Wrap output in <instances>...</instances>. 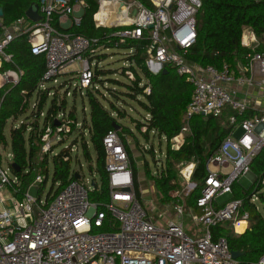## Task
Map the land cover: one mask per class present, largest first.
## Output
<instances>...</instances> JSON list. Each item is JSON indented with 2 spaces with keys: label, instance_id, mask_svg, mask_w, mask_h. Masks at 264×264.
I'll return each mask as SVG.
<instances>
[{
  "label": "built area",
  "instance_id": "2783aa9c",
  "mask_svg": "<svg viewBox=\"0 0 264 264\" xmlns=\"http://www.w3.org/2000/svg\"><path fill=\"white\" fill-rule=\"evenodd\" d=\"M97 1L94 25L121 27L111 33L107 41L110 46L118 47L126 40L142 41L140 46L147 54L145 65L152 74L170 65L192 86L181 131H189L188 121L194 115L217 117L225 108L231 111L227 116L231 130L207 161L208 174L194 209L176 203L177 218L164 223L152 219L136 197L129 156L115 130H108L102 138L107 200L91 199V190L100 191L98 180L83 181L81 176L49 198L39 195L44 180L41 174L22 190L20 174L12 172L10 165L4 166L0 156V193L13 199L12 207L7 208L1 205L4 201L0 197V264H237L226 238H213L211 228L225 221L234 225L248 220L241 198H230L221 204L217 198L231 193L234 183L251 172L253 159L264 148V105L250 104L246 100L250 95L240 98L233 87L255 86L264 95V53L256 51L264 34L258 38L249 27L243 28L241 44L251 51L245 55L241 71L227 64L220 68L200 67L188 62L184 55L196 39L195 14L201 0H131L125 6L106 10L109 16L121 14L127 19L114 24L98 21L96 14L103 0ZM84 9L82 0H38L39 20L31 21L24 15L3 25L0 89L16 84L22 75L7 49L14 39L23 36L30 52L45 60L37 90L47 89L48 81L57 83L62 69L78 62L75 87L85 95L94 77L92 58L108 47L99 37L67 31L81 26ZM95 61L97 66L99 61ZM127 73L132 79L131 72ZM48 94L52 95V91ZM32 97L36 106L38 99L35 94ZM65 124L66 116L58 111L53 116V126L48 123L40 135L43 152L61 140ZM236 129L240 130L238 136H234ZM181 131L171 139V148L178 149L183 143ZM8 155L13 156L11 152ZM193 166L185 165V178L192 174ZM30 186L37 188L35 197L28 194ZM257 199V194H252L249 201ZM187 212L192 224L201 227L197 235L184 230L181 218ZM104 225L111 229L94 230ZM255 264H264V253Z\"/></svg>",
  "mask_w": 264,
  "mask_h": 264
},
{
  "label": "trees",
  "instance_id": "16d2710c",
  "mask_svg": "<svg viewBox=\"0 0 264 264\" xmlns=\"http://www.w3.org/2000/svg\"><path fill=\"white\" fill-rule=\"evenodd\" d=\"M37 1L0 0V9L2 10L0 33L3 25L24 16L27 8ZM82 1L85 3V9L81 18V26L69 28L67 31L89 37H99L106 47H112L107 41L111 33L121 27H96L92 17L98 10V1ZM141 1L147 3V0ZM244 27H249L258 38L263 36L264 0H201V7L195 14L196 39L184 55L186 60L200 67L212 65L220 68L223 64H227L230 68L235 69V63L239 60L244 63L245 55L251 51L241 44ZM141 42L126 40L117 47L118 49H128L125 56L128 65L122 68V73L125 75V71H129L133 78L126 76L129 83L110 79L112 83L126 88L124 92L110 87L106 90L109 95L116 99L122 95L130 97L138 103L145 112V116L143 121H136L135 126L137 130L145 128L143 131L145 137L151 131L165 137L167 141L165 158L160 163L159 170L151 177L162 198L165 196L166 201L171 199L168 191L173 188V181L175 180V175L172 173V163L194 162L191 178L197 182V186L191 195V202L187 208L195 207V199L200 195L204 179L208 174L207 161L231 130L227 119L231 111L229 108H225L222 114L217 117L202 114L194 115L188 121L189 131L185 135L183 143L178 149L171 148L170 140L180 133L184 124L185 107L190 99L192 86L183 76L177 74L170 65L165 66V72L161 70L157 74H152L145 65L147 54L141 48ZM131 48L133 50L130 52ZM7 50L12 53L15 64L22 70V75L16 84L4 85L0 89V143L4 144L6 143L4 127L7 119L16 118L19 114L24 113L27 109L28 100L33 94L38 99L36 117L43 107L47 93L52 91V88L49 87L45 90H37L39 78L45 69V60L42 55H34L30 52L25 37L19 36L14 39ZM256 51L264 53L263 40ZM104 56V53H99L95 57L99 61ZM105 73L106 71L101 67L95 66L91 86L85 93L89 107V120L84 119L82 121L83 131H87L89 134V141L95 152V173L99 178L97 185L100 187V191L95 188L89 192L90 198L93 200L108 199L102 138L108 130H115L128 153L132 166L135 195L141 200L137 172L126 139V135L131 136L133 133L121 122V119L125 118L123 108L107 100L106 94L100 91L99 85L103 86L105 83L101 77ZM56 100V94L53 91L41 128L38 127V119H34V122L30 124L21 122L18 126L12 125L9 130V147L13 155L12 163H15L19 168L18 171L12 169V172L20 174L22 190H25L34 180L37 173L44 177L43 183L48 178L46 156L43 158L42 166L39 167L37 173H31L30 169H34L33 159L38 150L39 143L36 140H40V135L48 123L53 126V116L61 111L60 108L62 107L57 106ZM105 100L108 101L107 104L104 103ZM61 103L64 106V100ZM65 116L68 125L70 124L73 128L76 124L74 114L70 112ZM113 124L118 126L117 130L114 129ZM28 126L29 131L25 136ZM60 141L62 142L63 139L61 138ZM81 143L84 157L91 161L87 141L83 137ZM71 147H66L51 157V177L53 183H57V185L54 191H49L48 198L59 192L69 181L75 179V171L71 168L69 156ZM149 151L151 152V149ZM251 166L255 178L250 187L243 189L238 185L232 186V198H241L243 200L242 211L245 210L249 214L247 229L241 234H236L232 232V223L229 221L211 228L213 238L224 236L229 248L241 253L236 258L237 264H255L259 256L264 253V217L258 212L255 204L249 201L252 194H257L258 199L264 200V193L260 191L259 186V182L264 178V148L253 159ZM26 169L27 172L24 174L23 170ZM90 169L92 170V167ZM110 229L104 225L95 230L108 231Z\"/></svg>",
  "mask_w": 264,
  "mask_h": 264
},
{
  "label": "rangeland",
  "instance_id": "374dc122",
  "mask_svg": "<svg viewBox=\"0 0 264 264\" xmlns=\"http://www.w3.org/2000/svg\"><path fill=\"white\" fill-rule=\"evenodd\" d=\"M123 2H129L131 0H122ZM145 2V1H143ZM128 49L117 47H108L107 49H102L101 52L105 54V56L99 60L97 63L98 67H101L106 73L101 77L104 79V85L100 87V91L106 94V99L115 103L116 105L123 108L125 113V118L121 119V122L124 126L128 127L133 135H126L127 142L129 144V148L131 149V154L134 161L135 170L137 172V180L139 182V190L141 195V201L143 206L148 211V214L153 216L157 223H164L166 220H172L176 215L174 213V204L176 203H184V206H188L191 202L190 198L193 192H195V188L197 186V182L193 181L191 175L188 178H185L183 175L186 173L185 165L193 164L194 162H173L172 163V173L175 175V180L173 181V188L168 191L169 197L171 198L169 201L165 200V196L162 198L161 194L157 191L155 187L154 180L151 178L156 171L159 170L160 163H162L165 158V150L167 147V141L163 136L158 135L155 132H148L147 137L143 135L144 129L141 128L137 130L135 123L136 121H143L145 112L140 108L138 103L127 96L119 95V98H114L112 95L107 93L106 88H114L118 91L124 92L126 88L122 85H117L112 83L110 79H115L122 83H129V80L126 76L129 75V71H125V75L122 73V68L127 67V54ZM93 68H95V60L96 57H93ZM79 68L78 62H74L65 66L61 73L57 78V83H52V81L46 82V86L52 88L56 94V103L60 110L64 115L67 113H73L75 116L76 124L72 128L71 125H67V127H63V131L60 132V135L63 139L61 142H57L46 152L41 150L42 142L41 140H36L38 144V150L36 151V155L33 159V168L30 169L31 173H37L38 169L41 165L43 158L47 157V168L49 171L48 178L45 183L40 184L39 195L45 198L49 191H54L57 183H53L51 174H52V162L51 157L54 153H58L62 151L66 147H72L69 151L71 168L78 172L83 181H91L93 178L99 180L98 176L95 173V152L91 146L89 141V134L87 131H83V120H89V107L87 97L83 94L81 95L79 90L75 87V83L77 82V78L75 75V71ZM130 76V75H129ZM130 78V77H129ZM68 93V94H67ZM52 95H47L46 100L43 104V107L39 114H37V104L33 105L34 98L31 97L28 100L27 109L24 113L19 114L16 118L10 117L7 119L5 127H4V135L6 139V143H0V156L1 162L4 166L11 165L9 163L12 162V158L8 153L11 152L9 143V130L12 125L18 126L21 122L25 124H30L34 122V119H38L37 123L38 127L41 128L43 126V118L45 116V112L47 111ZM62 100H64V106L62 105ZM1 101V100H0ZM105 104L108 101H104ZM71 121V120H70ZM29 131V126L26 129L25 136ZM187 131H181L183 139L187 134ZM84 138L87 141V146L91 155V161L86 159L83 154V150L81 147V138ZM173 140L170 141V144ZM145 146V149L143 148ZM171 147V145H170ZM151 149V152L149 151ZM47 153V154H45ZM92 167V170L90 169ZM194 168V166H193ZM252 168V166H251ZM40 173H37L38 175ZM255 178V174L251 169V172L246 175L240 177L234 185H238L243 189H248L252 184ZM260 191L264 193V178L259 182ZM0 197L3 199V203L5 207H12L13 199L7 197V193L1 192ZM233 197V192L222 195L217 198V202L219 204L225 202L226 200ZM178 201V202H177ZM254 204L258 210V212L264 217V200L257 199L254 201ZM164 219V220H163ZM183 225L186 232H191L192 227L196 229V226H192L191 220L183 216ZM197 228H201L200 226ZM95 230V229H94ZM98 231V230H95ZM231 232V231H230ZM233 232V231H232ZM232 234V233H231Z\"/></svg>",
  "mask_w": 264,
  "mask_h": 264
},
{
  "label": "crops",
  "instance_id": "0c3cea01",
  "mask_svg": "<svg viewBox=\"0 0 264 264\" xmlns=\"http://www.w3.org/2000/svg\"><path fill=\"white\" fill-rule=\"evenodd\" d=\"M246 30L248 31V30H250V29L246 28ZM242 64H243V63H242L240 60L237 61V62L235 63V65H234L235 69L238 70V71H241V66H242ZM232 86H233V85H232ZM229 87H230V85H229ZM233 87H236V88H237V95H238L240 98L244 97L246 94H249L250 96H248V97L246 98V100H247L250 104L255 105V106H263V105H264V95L261 94V93L259 92V90H257V88H256L255 86L252 87V88H250V86H249V87H248V86H233ZM233 87H232V88H233ZM239 133H240V130H239V129H236L235 132H234V136H238ZM185 207H186V206H185ZM186 208H187V207H186ZM188 208H192V209H194V207H188ZM189 214H190V213L187 212L185 216L189 218ZM176 218H177V216L175 215L174 218H173V220L176 219ZM163 220H164V219H163ZM181 220H182V218H181ZM244 221H245V220H241V221H239V222H244ZM182 222H183V220H182ZM239 222L235 223L234 225H231V229H232L233 232L236 233V234H241V233H243V232L247 229V227H248V220H246L243 229H242L241 231H237V230H236V226H237V224H238ZM183 226H184V225H183ZM192 226H194V225L192 224ZM184 230H185V229H184ZM196 230H197V228L195 229V228L192 227L191 232H190V233H189V232H186V233H188L189 235H195V234L197 235L198 232H196Z\"/></svg>",
  "mask_w": 264,
  "mask_h": 264
},
{
  "label": "bare ground",
  "instance_id": "6f19581e",
  "mask_svg": "<svg viewBox=\"0 0 264 264\" xmlns=\"http://www.w3.org/2000/svg\"><path fill=\"white\" fill-rule=\"evenodd\" d=\"M127 2L119 3L118 0H103L101 2L100 9L98 13L96 14V18L98 21L101 23H106V24H114L122 21H127L126 17L122 16L121 14H116L109 16L106 14L107 9H117L118 7L125 6ZM189 169V168H188ZM245 221L244 222H239L236 226L237 231H241L244 227Z\"/></svg>",
  "mask_w": 264,
  "mask_h": 264
},
{
  "label": "water",
  "instance_id": "95a60500",
  "mask_svg": "<svg viewBox=\"0 0 264 264\" xmlns=\"http://www.w3.org/2000/svg\"><path fill=\"white\" fill-rule=\"evenodd\" d=\"M1 14H2V10L0 9V16H1ZM132 14H135V10L132 11ZM25 16L29 20H31V21H37V20H39L40 15L38 14L37 3L31 4L27 8V10L25 11ZM162 72H165V68L162 69ZM54 124L57 125L58 122H55ZM113 126H114V129H116V130L118 129V126L117 125H114L113 124ZM10 166L15 171H18V169H19L18 166L15 163H11ZM74 178L79 179L80 178V175L77 172H75L74 173ZM91 184H93V182H91ZM36 191H37V188L35 186H30L28 188V194L31 195V196H33V197L36 196ZM231 253H232L233 258H237L241 254L238 251H231Z\"/></svg>",
  "mask_w": 264,
  "mask_h": 264
}]
</instances>
